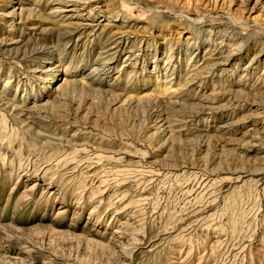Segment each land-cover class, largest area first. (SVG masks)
Instances as JSON below:
<instances>
[{
  "label": "rangeland",
  "instance_id": "rangeland-1",
  "mask_svg": "<svg viewBox=\"0 0 264 264\" xmlns=\"http://www.w3.org/2000/svg\"><path fill=\"white\" fill-rule=\"evenodd\" d=\"M1 98L0 264H264V0H0Z\"/></svg>",
  "mask_w": 264,
  "mask_h": 264
},
{
  "label": "bare ground",
  "instance_id": "bare-ground-1",
  "mask_svg": "<svg viewBox=\"0 0 264 264\" xmlns=\"http://www.w3.org/2000/svg\"><path fill=\"white\" fill-rule=\"evenodd\" d=\"M24 14V12L22 11V9H20V11H19V15L20 16H22ZM31 14V13H30ZM31 16V15H30ZM21 18V17H20ZM63 23L64 22H66L65 20L64 21H62ZM62 24V23H61ZM63 26H65V25H63L62 24V26H60V28L61 27H63ZM106 27V26H105ZM104 27V28H105ZM109 40V39H108ZM115 40V39H114ZM110 41V40H109ZM115 42V41H114ZM113 45V44H112ZM40 49H41V47H40ZM117 49V48H116ZM44 54V53H43ZM206 64H208V63H206ZM203 64H201V66H202ZM97 66V65H96ZM197 66H199V65H197ZM196 66V68L197 69H195L194 71H195V74L197 75L200 71L201 72H203L206 68H208V66L207 65H205L204 67H197ZM97 68V67H96ZM99 68V67H98ZM94 69H95V67H94ZM199 69V70H198ZM97 70V69H96ZM198 70V71H197ZM52 72V71H51ZM74 72H76V71H74ZM71 73H73V72H71ZM71 73H69V74H71ZM50 77V76H49ZM76 76L75 75H73L72 76V78H66V79H64V81L65 82H63L64 84H59L57 87H56V89L57 88H60L61 90L64 88V86L65 85H71V84H78L79 82H81L82 80H78V79H76L75 78ZM82 82H84V81H82ZM82 84H84V83H82ZM177 91V89H175V88H173L172 89V92H176ZM36 96V95H35ZM32 98V97H31ZM23 100H25V99H23ZM45 100H47V99H45ZM1 105L5 108V109H7V110H9L10 112H12V114H13V118L17 121V124H19V125H21L22 126V129L23 130H25V132H27V133H29V134H31L33 137H34V141L35 142H38L37 144H41L42 143V141L40 140V139H35L36 137H38V136H40V132H36V130H35V132H36V134H34V130H33V132H32V129H33V127H34V125L33 124H31V123H34V122H36V123H38L37 122V120H35V119H31V118H33V117H31V116H29L30 114H24V111L23 110H19V106L18 105H16L15 104V102L14 103H12V101H10V100H8V99H2L1 98ZM4 101V102H3ZM39 101H40V98H39ZM25 102V101H24ZM47 101H45V103H46ZM173 102H175V100L173 101ZM39 103L40 102H36V100L33 102V105H32V108L33 109H38L39 108ZM177 103V102H176ZM44 104V103H43ZM42 104V105H43ZM22 108V107H21ZM32 108H29V110L30 109H32ZM263 110H264V108H263ZM23 112V114L25 115H23L24 117H21V116H19L21 113ZM27 112H28V110H27ZM29 119H31V121H29ZM35 128V127H34ZM36 129V128H35ZM55 134V133H54ZM58 137H59V135H57ZM56 137V136H55ZM59 140V139H58ZM48 143V142H47ZM42 145H44V143H42ZM123 223V222H122ZM125 224V223H124ZM123 225V224H122ZM126 225V224H125Z\"/></svg>",
  "mask_w": 264,
  "mask_h": 264
}]
</instances>
